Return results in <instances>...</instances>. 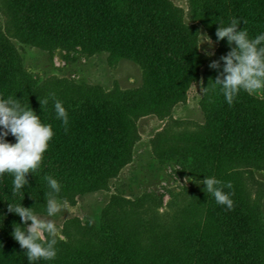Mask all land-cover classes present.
Returning <instances> with one entry per match:
<instances>
[{"label":"rangeland","instance_id":"obj_1","mask_svg":"<svg viewBox=\"0 0 264 264\" xmlns=\"http://www.w3.org/2000/svg\"><path fill=\"white\" fill-rule=\"evenodd\" d=\"M163 1L196 43L197 79L173 94L150 84L142 65L108 52L21 42L0 0V34L15 50L23 91L47 102L54 93L62 103H101L120 119L124 143L110 175L93 187L56 196L66 202L51 218L59 230V264L74 255L100 264L116 250L127 264H191L192 244L212 232L206 215L209 193L200 183L205 176L231 182L229 191L248 215L253 245L264 259V143L261 152L245 156L240 148L220 143L207 124L213 82L222 77L221 57L229 49L213 38L193 0ZM204 35L212 43L199 47ZM211 61L218 67L209 68ZM246 95L260 110L264 130V95ZM42 212L38 216L47 219L45 203Z\"/></svg>","mask_w":264,"mask_h":264},{"label":"trees","instance_id":"obj_2","mask_svg":"<svg viewBox=\"0 0 264 264\" xmlns=\"http://www.w3.org/2000/svg\"><path fill=\"white\" fill-rule=\"evenodd\" d=\"M10 14L15 36L30 45L68 48L89 52H108L115 59H127L144 67L150 84L166 92L185 91L197 79L196 43L167 11L163 0H3ZM201 17L211 28L213 38L218 24L239 19L238 30L247 29L250 38L264 31V0H193ZM208 21V23H207ZM229 51L226 40L218 42ZM17 55L9 40L0 34V98L19 100L50 124L54 136L44 153L41 166L26 175L28 185L12 195V177L0 176V264H28L25 249L12 238L13 224L20 218L7 211V203L19 204L36 215L42 212L44 180L52 176L61 185L60 195L79 188L93 187L110 175L122 152L124 138L120 119L113 108L101 103L72 101L63 103L69 123L67 131L56 119L53 101L42 103L17 82ZM223 77H221L222 79ZM172 93V94H173ZM207 124L226 146H236L245 156L258 153L264 143L259 109L241 92L231 105L218 86L209 96ZM205 108V107H204ZM203 108V109H204ZM7 142L15 143L9 135ZM261 152V151H260ZM115 164V165H114ZM102 180V181H101ZM225 192H230L224 188ZM58 195V194H57ZM24 196V197H23ZM231 210L219 205L209 193L206 215L212 232L196 238L191 264H264L253 245L250 220L231 193ZM15 226V225H14ZM191 247V240L188 244ZM123 253L108 254L100 264H127ZM189 257V255H188ZM190 258V257H189ZM35 264H59L39 260ZM62 264H91L78 255Z\"/></svg>","mask_w":264,"mask_h":264},{"label":"clouds","instance_id":"obj_3","mask_svg":"<svg viewBox=\"0 0 264 264\" xmlns=\"http://www.w3.org/2000/svg\"><path fill=\"white\" fill-rule=\"evenodd\" d=\"M240 20L232 18L228 24H218L215 36L216 42L226 40L228 45H235L228 54L221 57L224 67L222 79L218 75L213 82L218 86L226 103L231 105L234 99L241 93L248 95H264V31L250 38L247 29L238 30ZM201 37V36H200ZM201 43L211 45L212 41L207 36L201 37ZM213 53L206 52V55ZM218 67L216 61H211L209 68ZM208 88H202L201 92H207ZM53 99V108L56 119L61 121L67 131L69 118L63 103L55 99V94L50 93ZM42 103H47V100ZM11 135L15 143H9L6 137ZM54 136L52 126L42 123L40 117L30 106L21 105L16 98H0V176L9 174L12 177V195L21 192L27 185L26 175L36 171L42 163L44 153L48 150L49 142ZM49 192L45 193L46 217L33 213L32 208H25L22 203H7V211L20 218V224H13L12 238L25 249V257L28 264H35L39 260L51 261L57 255V242L59 230L52 217L56 216L63 206L56 196L61 190V185L52 176H45ZM205 187L204 192L210 193L219 205H224L231 210L233 201L231 192L223 189H231V182H221L215 177L205 176L200 181ZM24 197V196H23ZM15 225V226H14ZM47 234L45 240L41 236Z\"/></svg>","mask_w":264,"mask_h":264}]
</instances>
